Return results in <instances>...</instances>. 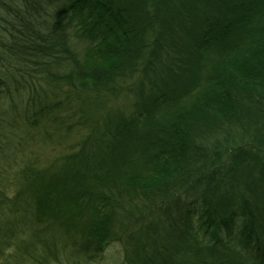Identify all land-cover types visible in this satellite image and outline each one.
<instances>
[{"label": "trees", "instance_id": "trees-1", "mask_svg": "<svg viewBox=\"0 0 264 264\" xmlns=\"http://www.w3.org/2000/svg\"><path fill=\"white\" fill-rule=\"evenodd\" d=\"M66 113L59 164L23 150ZM2 154L0 264L95 262L119 210L126 264H264V0H0Z\"/></svg>", "mask_w": 264, "mask_h": 264}, {"label": "rangeland", "instance_id": "rangeland-1", "mask_svg": "<svg viewBox=\"0 0 264 264\" xmlns=\"http://www.w3.org/2000/svg\"><path fill=\"white\" fill-rule=\"evenodd\" d=\"M2 13H4V10L1 8ZM40 16L36 15V19H32L34 21L39 22L40 20ZM135 71L138 69V65L135 67ZM136 77L135 80L131 79L128 82V85L124 88L123 91H125L124 93L120 94L117 97L114 98H104L103 100H101L103 103H105V107H106V112L109 114V116L112 114V116L118 114L119 116H126L124 118L128 119V115H130L133 111H134V104L137 103V101L139 100L138 96H137V91L139 90V84L141 82V78L140 75H142V73L139 75V71L136 73ZM139 76V77H138ZM151 79H154L155 81H158L155 79V77L153 75H151ZM147 85V80H143ZM144 92H148L147 87H144ZM108 106V107H107ZM64 118V125H56V132L53 133L52 138L53 139H47V140H43V139H35V141L38 140V142L33 143L31 140H23V144L24 147L23 150L25 152H27L28 154L33 153V155L37 154V157H40L41 160V156L42 157H49V158H53V160H56L57 163L59 164L62 160L60 159L61 156H63L62 154L68 152L69 148H71L72 146H75V142L76 140L81 137V135L85 134V131H82L80 127H78L79 123L82 121V119L84 118L83 116H81L78 118V120L76 119V116L73 114H64L63 115ZM104 118V117H103ZM102 118V119H103ZM101 119V121H102ZM16 127L14 130V135H21L25 129V127L22 125L21 121L19 119H16ZM98 121V120H97ZM19 122V123H18ZM99 124H101V122H99ZM20 125V128L17 127ZM90 133V131H89ZM16 136V138H17ZM88 139V138H87ZM89 140V139H88ZM13 142L11 141V144ZM9 144V145H11ZM12 150H10V149ZM6 151V155L8 157V159L10 160V163L12 167H14V161L16 159V151H17V144L14 145L12 148L11 147H6L4 149ZM4 150H3V154H4ZM0 155V176L2 177V172L4 169L7 170L8 172V176L9 179H11L12 177H14V173H13V168L9 169V166L6 165V163L3 160H6L7 158L4 155ZM46 161V160H45ZM52 161V160H51ZM16 168V164L14 169ZM17 170V168H16ZM209 171L208 169H204L201 173L202 175L207 174ZM10 192H13V187L11 186L9 188ZM196 191L194 190L193 192H183L180 202L183 205H186L187 203L194 201L197 196L198 193H195ZM138 204L141 205V202L138 200ZM119 213L116 217H115V231L119 232L120 237L118 238H114L112 241H110L104 248L101 256L95 261L92 262L90 264H126V260L124 257V250L127 244V235L130 234V231L134 228H131L132 225H130V219L134 218L135 220H138V211L136 213H134L133 215V211H129V213H125L121 210H119ZM132 215V217H131ZM138 222V221H137ZM125 229V230H124ZM124 234V235H122Z\"/></svg>", "mask_w": 264, "mask_h": 264}]
</instances>
